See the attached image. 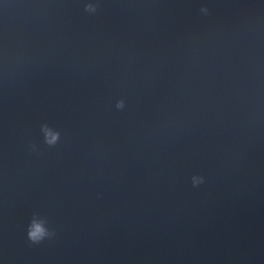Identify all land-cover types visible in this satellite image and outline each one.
<instances>
[{
    "label": "water",
    "instance_id": "water-1",
    "mask_svg": "<svg viewBox=\"0 0 264 264\" xmlns=\"http://www.w3.org/2000/svg\"><path fill=\"white\" fill-rule=\"evenodd\" d=\"M0 264H264V0H0Z\"/></svg>",
    "mask_w": 264,
    "mask_h": 264
},
{
    "label": "clouds",
    "instance_id": "clouds-1",
    "mask_svg": "<svg viewBox=\"0 0 264 264\" xmlns=\"http://www.w3.org/2000/svg\"><path fill=\"white\" fill-rule=\"evenodd\" d=\"M88 9L91 11H95V5L89 4ZM205 11H206V9H205ZM118 106L123 107V102H121L120 105H118ZM52 142H53L52 140H49V143H52ZM48 235H50V234L46 230L41 231L40 233L33 231L32 233H30V238L32 239L33 242H39V241L43 240Z\"/></svg>",
    "mask_w": 264,
    "mask_h": 264
}]
</instances>
